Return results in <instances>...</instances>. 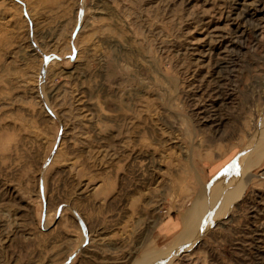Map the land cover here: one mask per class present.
Masks as SVG:
<instances>
[{"label":"rangeland","instance_id":"1","mask_svg":"<svg viewBox=\"0 0 264 264\" xmlns=\"http://www.w3.org/2000/svg\"><path fill=\"white\" fill-rule=\"evenodd\" d=\"M0 264H264V0H0Z\"/></svg>","mask_w":264,"mask_h":264},{"label":"bare ground","instance_id":"2","mask_svg":"<svg viewBox=\"0 0 264 264\" xmlns=\"http://www.w3.org/2000/svg\"><path fill=\"white\" fill-rule=\"evenodd\" d=\"M235 171H236L235 163L234 162L233 163H227L222 169H219L218 171L214 172L213 180H218L221 176H222V178H220V179H223L225 177L226 173L233 175ZM155 255H156V253H152V252L148 253L149 262H150V259L153 258Z\"/></svg>","mask_w":264,"mask_h":264}]
</instances>
